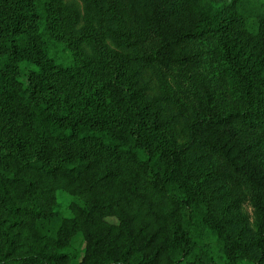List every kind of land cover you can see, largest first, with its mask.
<instances>
[{
	"label": "trees",
	"instance_id": "16d2710c",
	"mask_svg": "<svg viewBox=\"0 0 264 264\" xmlns=\"http://www.w3.org/2000/svg\"><path fill=\"white\" fill-rule=\"evenodd\" d=\"M115 1L137 54L103 52L84 109L55 79L63 0H0V264H243L248 245L189 166L192 145L216 159L231 206L252 205L264 264V0ZM132 60L192 84V104L178 100L190 143L168 133Z\"/></svg>",
	"mask_w": 264,
	"mask_h": 264
},
{
	"label": "rangeland",
	"instance_id": "374dc122",
	"mask_svg": "<svg viewBox=\"0 0 264 264\" xmlns=\"http://www.w3.org/2000/svg\"><path fill=\"white\" fill-rule=\"evenodd\" d=\"M65 10L62 34L64 40L52 44L51 54L60 63V69L55 76L60 93L70 102H77L79 106L88 109L85 97L79 92L82 80L86 82L90 76H101L105 71L103 52H115L134 56L137 50L123 46L127 37V22L115 0H63ZM117 3V4H116ZM87 63L88 66H87ZM130 76L138 82L147 100L155 101L166 124L168 133L179 144L190 143L189 115L179 106V99L187 105L191 83L176 70H160L142 61L126 64ZM23 78L30 71L28 64H22ZM93 74L91 75V73ZM60 94V95H61ZM241 100L247 101L245 94H240ZM188 164L202 177L208 188L218 215L229 224L235 236H240L248 245L243 264H257L254 209L250 203L240 208L231 206L228 187L210 176L216 159L209 156L203 149L195 145L188 151ZM58 200L66 216L70 215L69 204L72 197L65 192H58ZM74 245L83 255L85 241L82 235L74 239Z\"/></svg>",
	"mask_w": 264,
	"mask_h": 264
}]
</instances>
